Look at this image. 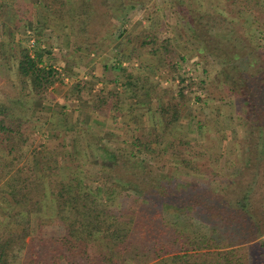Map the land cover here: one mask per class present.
Wrapping results in <instances>:
<instances>
[{
	"label": "trees",
	"instance_id": "16d2710c",
	"mask_svg": "<svg viewBox=\"0 0 264 264\" xmlns=\"http://www.w3.org/2000/svg\"><path fill=\"white\" fill-rule=\"evenodd\" d=\"M39 1L43 2L44 23L49 19L47 11H51L59 24L71 28L77 48L100 45L98 33L90 32L88 26L92 19L91 3L95 0H77L67 10L68 0ZM225 1L223 9L233 16L232 21L229 19L233 27L217 36L232 57L227 58L226 48L215 47L222 55L224 67L221 86L227 95L221 97L225 101L232 98L237 105L236 131L242 133L243 127L247 128L246 149L240 150L237 141L231 140L223 150L220 138L209 139L210 143L201 148L200 143L186 140L187 135L178 133V144L187 148L175 154L173 160L175 170L183 168L192 175L211 174V178L226 184L225 190L203 189L198 187V180L191 183L190 191L181 190L186 183L173 186V177L146 165L148 159L157 160L158 154L178 146L169 135L174 124L182 119L179 100H184L186 91H190L191 77L176 74L175 85V78L171 84L157 79L153 83L158 74H126L125 93L111 91L109 96L98 94L85 100L91 101L93 112L103 114L108 108L103 110L102 105L111 104L113 111L121 115L124 95L128 94V98L137 100L128 105L132 122L138 124L144 114L140 109L145 107L153 121V130L139 125V130H130V140H124L131 149L130 157L106 150L105 157L97 153L99 159L92 163L106 174L98 184L89 180L87 157L80 159L71 153L69 157L64 149L41 157L34 149L29 150L33 142L26 133L32 127L30 120L16 116L6 106L0 107V183L5 185L6 193L5 206L0 205L4 211L0 213V264H264V53L255 56L251 49L259 46L256 32L260 34L259 40L264 41V0ZM198 3L196 11L201 16H191L189 23L200 32L203 42L211 45L216 18L202 10L201 0ZM129 5L135 8L136 2ZM248 12L253 18L250 27L245 24ZM150 21L154 27L156 19ZM150 26L139 29L140 48L149 47L150 53L173 68L188 60L177 51L170 36L161 37ZM0 30L1 39L11 35L5 21ZM13 39L5 61L10 57L16 60L30 93L44 97L57 81L55 70L42 66L40 48L32 54L22 41L17 43ZM133 39L127 36L126 41L132 43ZM15 43L19 46L17 55ZM194 50L202 53L204 48L198 45ZM201 84L203 89L206 82ZM139 91H144L145 100H138ZM204 131L208 137L210 130ZM216 131L221 133V128ZM77 134L81 137V133ZM100 139L103 141V137ZM241 152H245L247 160L236 165L234 155ZM202 157L209 159L208 165L200 162ZM226 165H236L238 170L229 176ZM169 206L189 207L204 230L187 223L180 226L178 214L174 215L175 221L168 220Z\"/></svg>",
	"mask_w": 264,
	"mask_h": 264
},
{
	"label": "rangeland",
	"instance_id": "374dc122",
	"mask_svg": "<svg viewBox=\"0 0 264 264\" xmlns=\"http://www.w3.org/2000/svg\"><path fill=\"white\" fill-rule=\"evenodd\" d=\"M76 1L68 0L65 9L67 10L70 4L74 7ZM120 1L95 0L91 3L89 15L92 16L89 17L92 19L90 18L88 25L89 31L98 33L100 45L90 47L85 44L77 48L74 45L75 36L71 34V28L59 24L57 16H53L51 11H47L49 19L44 23L43 2L6 0L9 4L5 3V0H0V26L5 21L16 42L22 41L32 54L42 50V66L55 70L54 74L57 78L44 97L40 98L30 93L28 84L18 72L16 60L12 57L7 61L4 59V55L5 57L10 56L12 47L10 45H12L13 38L10 34L2 39L0 36V107L6 106L16 116L30 120L32 127L26 133L31 135L33 142L29 150L34 149L33 151H37L41 157L57 154L62 149L68 152V156L75 154L80 159L87 157L90 160L86 167V172L91 177L89 180L96 184L102 182L106 174L101 173L99 165L92 163L98 158L97 153L103 154L106 150L114 151L118 155L122 154L126 158L130 157L131 149L124 140L129 141L131 132L134 129L139 130V126L153 130L152 115L146 111V107H140V111L144 114L138 124L132 122L133 117L127 113L128 105L137 100L133 97L128 98V94L124 95L126 100L123 102L121 115L116 110L113 111L114 107H111V104L109 106L103 104L102 109L107 110L108 108V110L99 114L93 112L91 101L85 102V100H92L98 94L109 96L111 91L125 93V89L128 88L123 86L127 80L126 74H150V76L158 74L152 82L157 83V80H162L165 84L172 82L176 74L184 78H192L193 83L188 84L190 91H186L184 100H179L183 109L182 119L174 124L171 135H169V138L177 144L178 135L184 134L187 135L186 140L190 139L200 143L201 148L203 144L210 143L209 139L218 140L220 138L219 144L223 150L231 140L237 141L240 150L246 149L244 137L247 135V128L243 127L242 133L236 131L237 105L233 104L232 98L225 101L221 97L227 94L223 92L221 86V74H224L222 55L216 51V48L219 47L220 50L226 48L225 52L229 49L217 35H220L219 33L225 31L226 28L231 30L233 27V22L231 23L233 16L223 9L227 4L226 1L201 0L202 10L216 18V24H214L216 29L212 30L210 35L211 45L206 41L204 43L200 32L198 33L189 23L191 16H201V13L196 11L199 8L198 0H122L121 4L124 5H121ZM131 2H136L135 8L130 7ZM237 7L238 5L231 6V8ZM246 17L245 24L250 27L252 14L248 12ZM150 19H156L154 27L150 26ZM241 20L244 21L243 18ZM142 26L144 28L150 26V30L158 31L161 37L170 36L178 47L177 51L187 56L188 60L181 62L176 69L170 65H164L157 56L148 51L149 47L140 48L142 38L139 29ZM219 26L221 28H218ZM259 35L256 32L259 46L251 48L255 56H259L260 52L264 53V41L259 40ZM127 36L134 38L132 43L126 41ZM3 41L5 46L1 45L4 44ZM17 43H15L14 50L17 52L16 55L19 52ZM198 45L203 46L202 53L194 50ZM226 55L227 58L232 57L229 51ZM242 68L245 69V67ZM177 78L173 82L175 85L178 84ZM202 81L206 82L203 89L201 88ZM173 88L177 89V86ZM79 94L82 99L79 98ZM166 97L169 98V96ZM111 98L113 102H116L115 97ZM137 98L145 100L144 91H139ZM127 122L130 124L127 125ZM217 127L221 128V133L216 131ZM207 128L210 130L208 137L205 136L204 131ZM77 132L81 133V137ZM100 136L103 137V141ZM79 137L81 141L77 144L76 139ZM102 147H104L103 150ZM185 148H187L185 145L178 144L176 148H171L170 152L158 154L157 160L148 159L146 165L149 169L154 166L164 174L173 177L175 179L173 186L177 184L181 187L186 183L181 190L190 191L189 186L195 180H198V187L203 189L225 190L226 184L219 178H211V174L192 175L191 172L187 174L188 170L183 168L175 170V161H173L175 154H180L185 151ZM244 153L234 155L237 160L236 165L247 160ZM202 158L204 159L200 162L208 165L209 159ZM138 164L144 165L143 163ZM163 164L167 167H163ZM236 165L235 167L224 166L229 176L238 170ZM195 191L192 190V193ZM5 194V185L0 183V205L5 206ZM176 207H168L170 209L167 215L168 220L175 221L174 215L178 214L180 216L177 221L180 226L187 223L204 230L189 207L179 209ZM0 213H4L3 208L0 209Z\"/></svg>",
	"mask_w": 264,
	"mask_h": 264
}]
</instances>
